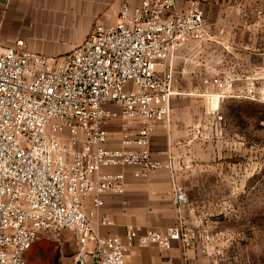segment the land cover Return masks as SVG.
<instances>
[{
  "label": "built area",
  "instance_id": "2783aa9c",
  "mask_svg": "<svg viewBox=\"0 0 264 264\" xmlns=\"http://www.w3.org/2000/svg\"><path fill=\"white\" fill-rule=\"evenodd\" d=\"M177 2L123 0L116 24L97 21L63 55L24 39L0 42V264H28L35 242L61 228L77 234L68 264H126L136 248L176 242L184 255L195 248L198 232L182 214L164 230L128 225L123 235H102L86 208L90 196L99 210L103 194L124 193L128 168L137 178L177 169L153 158L151 136L170 123L175 56L213 38L201 3L172 12ZM213 82L226 96L227 81ZM119 118L125 146L112 148L106 124ZM133 123L141 126L132 135ZM173 193L182 208L185 190L175 183ZM100 222L111 225L110 215Z\"/></svg>",
  "mask_w": 264,
  "mask_h": 264
},
{
  "label": "crops",
  "instance_id": "0c3cea01",
  "mask_svg": "<svg viewBox=\"0 0 264 264\" xmlns=\"http://www.w3.org/2000/svg\"><path fill=\"white\" fill-rule=\"evenodd\" d=\"M122 1L0 0V42L11 45L18 39H24L33 50L49 56L63 55L82 42L97 21L107 26L116 24ZM140 1L132 0V3L136 5ZM195 1L202 5L205 19L211 25L213 38L180 50L174 58V76L180 72V77L184 81L192 78L198 84V87L192 89V93L188 92L189 94L204 98L221 97L223 91L213 82V78H224L218 71V66L224 63L223 51L257 47L260 39L258 34L264 30L258 20H262V16L258 15L257 9L247 7L245 10L223 9L225 0H178L172 12H186ZM244 2L248 5V0ZM53 27L62 32L74 34L68 48L64 47L61 50L52 42ZM178 63L179 67H177ZM173 87L175 92L174 81ZM224 91L232 97V94L238 93L241 89L234 83L232 85L228 83ZM173 96L171 101L173 120L170 118L168 125L162 123L157 126L151 136V147L154 159L162 162L172 160L178 170L176 169L173 174L166 168H160L151 172L147 178H137L134 176V170L128 168L124 193L103 194L101 197L104 204L99 210H96L94 206L93 196L88 197L86 208L92 213L91 221L94 228L102 235H123L128 225L142 230L147 228L164 230L174 225L181 214L190 224V220L187 219L189 205L186 203L182 208H178L173 188L175 183L188 188V180L195 173L194 169L188 167L190 162L194 161V143L189 142L190 132L203 124L193 119L188 121L184 116H180L184 112L179 105H173L176 100ZM140 126L133 123L130 129L131 134H136ZM106 127L110 132L108 146L124 147V120L111 119ZM179 160L187 166L186 169L179 171L182 168L177 167L176 162ZM106 213L110 215L112 224L103 226L100 222L101 216ZM126 264L218 263L198 245L184 255L181 245L176 242L169 250L154 245L136 248L128 256Z\"/></svg>",
  "mask_w": 264,
  "mask_h": 264
},
{
  "label": "rangeland",
  "instance_id": "374dc122",
  "mask_svg": "<svg viewBox=\"0 0 264 264\" xmlns=\"http://www.w3.org/2000/svg\"><path fill=\"white\" fill-rule=\"evenodd\" d=\"M225 1L223 9H257L264 27V0ZM53 29L52 42L68 48L74 34ZM258 36L257 47L223 51L219 74L241 89L232 97L189 94L198 84L180 72L174 76L173 105L184 112L180 116L203 124L190 132L194 161L188 167L195 173L183 188L190 224L183 221L198 232L195 247L218 264H264V30ZM215 116L223 117L221 123ZM176 164L179 171L187 168L182 160ZM76 240L69 228L47 232L30 250L28 264H68Z\"/></svg>",
  "mask_w": 264,
  "mask_h": 264
}]
</instances>
